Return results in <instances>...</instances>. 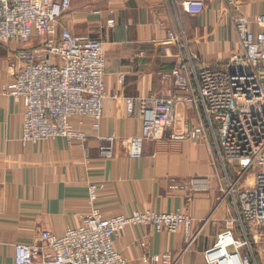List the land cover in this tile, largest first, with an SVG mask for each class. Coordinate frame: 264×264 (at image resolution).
I'll use <instances>...</instances> for the list:
<instances>
[{
  "label": "crops",
  "instance_id": "obj_1",
  "mask_svg": "<svg viewBox=\"0 0 264 264\" xmlns=\"http://www.w3.org/2000/svg\"><path fill=\"white\" fill-rule=\"evenodd\" d=\"M184 1L71 0L62 24L73 36L102 42L105 55L107 97L98 131L91 130L88 118L71 119L89 136L80 144L61 138L20 141L23 108L1 95L13 82V53L20 46L16 41L0 45V264H13L18 244L46 251L43 232L62 236L79 227L91 208L105 218L146 210L185 214L192 220V242L182 231L158 233L134 225L114 238V249L126 264H149L144 256L163 254L178 264H206L204 253L214 246L228 207L226 200L220 202L208 147L162 139L144 144L142 157L130 159L128 141L140 133L142 119L137 109L132 116L126 113L124 99L175 94L166 79L171 70L225 61L238 51L231 16L245 18L252 32L264 31L255 23L264 15V0H203L197 15L184 10ZM30 43L27 49L36 45ZM197 122L194 110L176 105L175 128ZM97 136L114 137L112 159L99 155ZM92 184L101 189L90 202ZM33 264L50 263L36 252Z\"/></svg>",
  "mask_w": 264,
  "mask_h": 264
},
{
  "label": "built area",
  "instance_id": "obj_2",
  "mask_svg": "<svg viewBox=\"0 0 264 264\" xmlns=\"http://www.w3.org/2000/svg\"><path fill=\"white\" fill-rule=\"evenodd\" d=\"M71 0H0V45L19 46L36 41L32 49L17 48L13 82L1 95L21 104L23 144L61 138L67 144L84 143L85 131L72 118L91 120L98 131L104 100L105 55L103 43L73 36L61 20ZM184 10L197 15L203 0H187ZM96 14L98 12H95ZM237 34L238 51L214 67L180 66L166 75L175 94L125 98L129 116L139 111L138 135L128 141V157H142L144 144L162 139L208 147L210 164L228 207L214 246L204 253L206 264H264V31L252 32L243 17L230 18ZM255 23L264 27V15ZM108 26L113 22L107 21ZM173 41L177 39L169 33ZM120 77V81H121ZM182 104L197 115L195 126L174 127L175 107ZM99 155L114 156V137L97 136ZM100 185L89 186V200L97 198ZM151 226L158 233L182 231L193 241L192 220L182 213L146 210L105 218L91 208L81 225L62 236L43 232L45 243L34 250L15 245L13 264H33L40 252L50 264H126L113 241L127 226ZM192 239V240H191ZM149 264H176L168 254L144 256Z\"/></svg>",
  "mask_w": 264,
  "mask_h": 264
},
{
  "label": "rangeland",
  "instance_id": "obj_3",
  "mask_svg": "<svg viewBox=\"0 0 264 264\" xmlns=\"http://www.w3.org/2000/svg\"><path fill=\"white\" fill-rule=\"evenodd\" d=\"M30 44H32V43H29L28 45L20 46V48L21 49H27V48L31 47ZM222 197H223V194L220 193V198L222 199ZM225 200L228 202L227 198ZM176 264H178V263H176Z\"/></svg>",
  "mask_w": 264,
  "mask_h": 264
}]
</instances>
